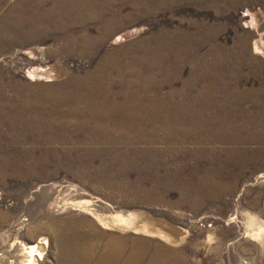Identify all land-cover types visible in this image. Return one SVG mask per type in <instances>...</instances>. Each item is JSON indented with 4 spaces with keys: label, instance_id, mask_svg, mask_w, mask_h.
Listing matches in <instances>:
<instances>
[{
    "label": "rangeland",
    "instance_id": "374dc122",
    "mask_svg": "<svg viewBox=\"0 0 264 264\" xmlns=\"http://www.w3.org/2000/svg\"><path fill=\"white\" fill-rule=\"evenodd\" d=\"M16 1H6L0 21ZM179 1L186 3L153 10L123 30L115 24L105 27L112 37L94 50L99 53L96 62L101 52L109 55L122 48L125 53L126 45L147 40L150 50L158 29H168V36L179 41L187 36L186 46L166 48L169 74L180 67L183 78L158 93L141 80L139 91L131 92L144 101L163 93L170 97L162 101L195 104L198 111L178 113L189 119L198 114L202 127L211 126L218 136L212 131L153 130L142 121L146 119L135 121L133 113L119 115L101 132L52 121V132L30 128L25 137L16 135L23 130L22 121L4 127L0 264H27L26 247L43 240L44 259L38 264H71L73 256L84 259L82 264H264V233L261 239L250 235L258 225L264 227V115L257 111L264 105V0ZM124 9L122 17L134 13L131 6ZM11 33L10 43L24 39ZM72 35L89 39L103 34L97 28L79 29L26 46L0 48V87H7L3 97L49 98L59 84L63 87L70 78L76 80V74L91 70V50L80 40L68 42ZM119 35L126 41L117 43ZM33 50L34 57L28 54ZM145 65L162 64L149 60ZM193 74L196 82L190 79ZM184 83L195 84L196 97L170 93L185 91ZM127 87L132 84L126 81ZM238 93L248 94L239 107ZM8 155L14 163L5 167L3 157ZM120 217L128 222L120 223Z\"/></svg>",
    "mask_w": 264,
    "mask_h": 264
},
{
    "label": "bare ground",
    "instance_id": "6f19581e",
    "mask_svg": "<svg viewBox=\"0 0 264 264\" xmlns=\"http://www.w3.org/2000/svg\"><path fill=\"white\" fill-rule=\"evenodd\" d=\"M6 1L7 0H0V11ZM185 3L182 1L177 2V0H17L15 5L7 12H4V14L1 12L3 16H1L2 18L0 21V48H7L10 44L26 46L31 43L41 42L49 38V36L61 37L66 33L74 32L79 29L90 31L91 28H97L100 35H103L89 39H81L78 36L73 37V35L72 37H67L68 42L71 44H75L76 40H80L86 48L91 50V57L89 58L93 60L95 64L90 67L92 68L91 70L87 69L88 71L86 70L83 73L76 74L75 78L77 81L70 80L71 78L68 77L70 78L69 81L64 82L63 87L61 86L62 84H59L60 89L55 90V95H51L49 98L46 97L48 99H40L38 98L39 96L34 99L28 98L26 101L4 98L3 96L6 93L7 87H0V97H2L0 100V132L4 131V127L6 126L12 128L18 121H22L21 123L24 124V127L22 128L23 130L16 135H23L25 137H28L30 128H34L38 131L47 130L48 132H52L56 128V124L52 121H56L58 125L63 127H70L68 124L76 123L73 124L77 128L74 127V130L98 129V131L101 132L100 129L106 123H113L119 115L133 113L135 121L143 118L146 119L142 121L146 126H149L150 129L156 126L155 128L157 129H159L158 127L164 130L169 129L175 134L181 132L196 133L198 131L207 133L208 131H212L218 136L216 132L210 130L209 127L211 126L207 125L206 127H202L203 122H200V119L197 118L198 114H192L191 118L193 119H189L187 115L184 116V113H178V111L184 112L188 109L198 111L195 104L188 103V101L184 104H172L162 101L164 99L168 100V97H170L169 94L163 93L158 94L153 99L144 101L136 98L140 97L136 91L131 92L132 88H136L139 91L138 87L141 80H146L156 93L160 92L163 86H171L176 84L177 81H180L183 78L184 69L180 67L173 68V66L172 68L175 70V73L169 74L171 67L166 62L169 59L167 57L168 50L166 48L170 45H178L179 47L186 46V41L189 40L187 36L180 37L183 41H179L168 36L170 32L168 29H158L160 35L157 36L156 39L153 38L155 44L152 45L153 48L150 50L147 48H150L148 44L151 40H147L145 44L139 46L136 44L132 46L126 45V47H124L126 49L125 53L122 52V48H115L113 53L109 55L101 52V56L98 58L100 61L98 63L96 62V56H98L99 53L98 51L94 52V50H98V47L104 46L112 37V33L105 32V27L115 24L123 30L122 28L126 25L137 24L143 20L142 18L150 16L153 10L174 9L178 8L179 5H185ZM126 6H131L134 12L129 18L122 17V12L125 10L124 7ZM95 23L97 24L96 27H92ZM116 29H118V27H116ZM116 29L112 28V30ZM187 29L189 28H183L182 31ZM10 32L18 34L24 37V39H18L19 41L10 43L12 37H14H11ZM115 41L121 43L126 41V39L119 35ZM141 48L145 51L142 52ZM134 49H138V52ZM29 52L28 54L33 57L36 55L34 50ZM149 60L160 61L162 65L155 67L145 65ZM29 75L32 78L35 77L36 74L35 72H29ZM127 79H129V81ZM190 79L192 82L197 81V77L194 74ZM126 81L132 84V87L126 88ZM7 84H9L8 89H10V83L8 82ZM186 84H183V86L187 87L185 91H182L180 88L170 93H172V95L184 93L183 96L196 97L198 91L194 90L195 84ZM145 94L144 96L150 98L148 96L149 93ZM110 95H114L115 98L121 100L124 98V101L122 103L115 102L111 100L113 96ZM235 96L238 100L240 99L237 102L240 104L238 105L239 107L242 101L247 100L245 98L248 94L238 93L235 94ZM46 102H49V106L47 107H45ZM25 104H28V106ZM259 107L260 109H254L253 112L256 113L255 110H257L264 115V105H259ZM112 117L114 118L109 121ZM261 118L262 122H264L263 116ZM66 119H68V121H66ZM26 124H29L30 127L27 128ZM254 125L255 124L252 123L251 127H254ZM155 128H153V130ZM222 131L219 132L222 136V140H227V137L223 136L224 132ZM7 134L6 132L5 135ZM34 136H37V134H34ZM247 140H249V138H247ZM10 158L11 156L9 155L6 159L3 157L6 165L5 167H10V164L14 163L8 161ZM2 171H4V169H2ZM127 220L126 218L120 217L119 222L125 225V223L128 222ZM258 226L257 229L254 228V230L250 231V235L255 239H261L264 233V227L262 225ZM46 243L47 242L43 240L26 247L29 256L27 264H38L40 260L44 259V246L42 245ZM64 253L65 252H63V254ZM77 253L79 252L77 251ZM69 258L70 257H68V259ZM77 259L76 256H73L70 261L71 264H82L81 261L84 259L81 261H77ZM104 259L106 260V258ZM115 263L114 261L107 262V264Z\"/></svg>",
    "mask_w": 264,
    "mask_h": 264
}]
</instances>
